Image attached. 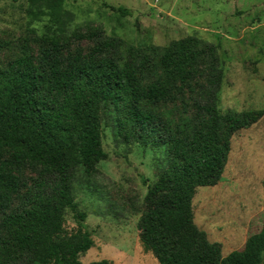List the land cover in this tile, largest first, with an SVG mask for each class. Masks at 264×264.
I'll return each instance as SVG.
<instances>
[{"label":"trees","instance_id":"trees-1","mask_svg":"<svg viewBox=\"0 0 264 264\" xmlns=\"http://www.w3.org/2000/svg\"><path fill=\"white\" fill-rule=\"evenodd\" d=\"M30 1L32 14L50 19L35 37L39 60L24 55L0 72V264H82L94 241L73 185L80 166L91 176L108 160L109 111L126 142L168 147L169 167L148 187L139 221L141 244L159 264H263L264 228L224 258L194 219L196 189L222 180L232 137L264 117L222 113L219 47L190 37L139 48L99 27L73 29L64 0ZM82 41L93 44L87 54ZM176 103L173 118L163 108ZM67 210L78 226L70 234Z\"/></svg>","mask_w":264,"mask_h":264},{"label":"rangeland","instance_id":"rangeland-1","mask_svg":"<svg viewBox=\"0 0 264 264\" xmlns=\"http://www.w3.org/2000/svg\"><path fill=\"white\" fill-rule=\"evenodd\" d=\"M31 7L30 0H0V72L18 57L37 62L41 56L35 37L45 33L50 18L32 14ZM63 8L73 17V29L99 27L139 48L167 47L190 37L216 45L225 74L222 113L264 111V0H64ZM79 45L85 54L93 47L88 41ZM163 110L178 118L182 108L176 103ZM108 114L113 119L104 124L102 139L108 160L91 176L80 166L73 185L74 202L87 215L94 241L80 261L159 264L141 244L139 221L148 187L169 167L168 147L126 142L116 111ZM192 205L196 225L211 243L221 245L224 258L243 251L250 237L263 230L264 117L232 137L222 180L197 188ZM77 227L74 213L67 210V232Z\"/></svg>","mask_w":264,"mask_h":264}]
</instances>
